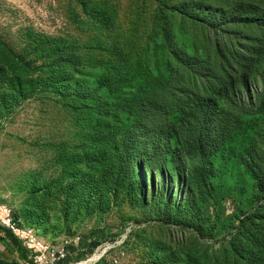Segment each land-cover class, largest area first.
I'll use <instances>...</instances> for the list:
<instances>
[{"label": "rangeland", "instance_id": "obj_1", "mask_svg": "<svg viewBox=\"0 0 264 264\" xmlns=\"http://www.w3.org/2000/svg\"><path fill=\"white\" fill-rule=\"evenodd\" d=\"M243 1L0 0V208L17 229L69 242L65 264H264V47L233 31ZM216 42L249 69L164 98L170 45L215 62ZM151 97L166 119L146 132ZM0 264H33L1 228Z\"/></svg>", "mask_w": 264, "mask_h": 264}, {"label": "trees", "instance_id": "obj_2", "mask_svg": "<svg viewBox=\"0 0 264 264\" xmlns=\"http://www.w3.org/2000/svg\"><path fill=\"white\" fill-rule=\"evenodd\" d=\"M234 13L239 18H243V21L234 23L236 26L234 27V33L238 36H243V31L251 27L258 31V38L253 39L252 34L248 36L247 40L251 43H255L256 46L264 47V0H245L241 4H235ZM203 9L204 6L202 4L195 5L193 8L195 11L198 9ZM212 13V10H207L206 14ZM248 18H251V22H248ZM252 20L255 21L252 24ZM227 31H231V28H227ZM253 31V30H252ZM164 39H169V34H164ZM216 51L215 56L217 60L215 62L211 61L209 57V52L207 50L204 51V54L207 55L206 58H200L197 56L188 55L184 50L173 48L170 45V48L173 51V60L176 61L180 67L179 70L174 67H169V76L164 78L165 86L162 87L161 95L170 99L171 96L178 95V99L186 97V93L191 86L192 76L195 78L204 79L207 82H213L215 79L218 81L221 80V73L226 68L227 64L236 59L239 64L247 71L251 62L247 61V56H243L240 58L234 51L225 52L220 48L219 44L215 43ZM261 82L264 84V70L261 73ZM178 85V89L177 88ZM163 90V94H162ZM164 90H167L164 92ZM264 102V98H263ZM168 103V102H167ZM261 110L264 112V103L261 105ZM166 110V105L161 109L160 105L157 103L156 99L150 98L144 101H141L137 111L140 115L139 120L145 125V131L148 132L150 130L161 129V126L164 125L165 122L162 111ZM163 122V123H162ZM206 125L204 123L198 124V137L199 139L196 142L197 147H199V152L201 155L205 154V148L203 147L206 142V136L208 135L205 132ZM133 131H130L132 134ZM121 144L127 146L128 140L126 138L121 139ZM15 219V218H14ZM1 231L4 237L12 243H15L20 249L24 251L19 241L13 236L12 232L7 230L6 228L1 227ZM93 247L98 246V242H92Z\"/></svg>", "mask_w": 264, "mask_h": 264}, {"label": "built area", "instance_id": "obj_3", "mask_svg": "<svg viewBox=\"0 0 264 264\" xmlns=\"http://www.w3.org/2000/svg\"><path fill=\"white\" fill-rule=\"evenodd\" d=\"M0 226L11 231L33 264H65L69 256V242L52 245L51 242H33L29 234L17 229V222L10 207L0 208Z\"/></svg>", "mask_w": 264, "mask_h": 264}, {"label": "bare ground", "instance_id": "obj_4", "mask_svg": "<svg viewBox=\"0 0 264 264\" xmlns=\"http://www.w3.org/2000/svg\"><path fill=\"white\" fill-rule=\"evenodd\" d=\"M98 258H100V255L95 254L93 257H91V258L89 259V261H86V262H80V263H78V264H92V263H94Z\"/></svg>", "mask_w": 264, "mask_h": 264}, {"label": "crops", "instance_id": "obj_5", "mask_svg": "<svg viewBox=\"0 0 264 264\" xmlns=\"http://www.w3.org/2000/svg\"><path fill=\"white\" fill-rule=\"evenodd\" d=\"M24 252V251H23ZM24 254H26L25 252H24Z\"/></svg>", "mask_w": 264, "mask_h": 264}]
</instances>
